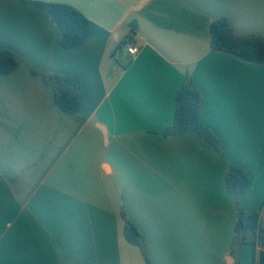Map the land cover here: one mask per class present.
<instances>
[{"label": "crops", "instance_id": "1", "mask_svg": "<svg viewBox=\"0 0 264 264\" xmlns=\"http://www.w3.org/2000/svg\"><path fill=\"white\" fill-rule=\"evenodd\" d=\"M32 2L73 7L88 39L62 48ZM221 18L264 37V0H0V50L19 62L0 75V264H148L126 220L149 264L235 263L228 165L247 173L238 201L264 228V64L211 51ZM50 74L79 80L77 111L55 104ZM186 79L225 161L164 134ZM239 264H264V248L242 246Z\"/></svg>", "mask_w": 264, "mask_h": 264}, {"label": "trees", "instance_id": "2", "mask_svg": "<svg viewBox=\"0 0 264 264\" xmlns=\"http://www.w3.org/2000/svg\"><path fill=\"white\" fill-rule=\"evenodd\" d=\"M42 9L58 35L62 48L72 50L83 45L90 34L88 20L79 11L65 4H45L32 2ZM211 51L226 52L253 64H264V37L243 36L236 37L233 25L229 19L221 18L210 26ZM125 43L122 45V47ZM18 57L8 51L0 50V75H9L18 67ZM34 74H37L33 70ZM49 87L54 91L55 104L65 113L71 114L80 107L81 84L73 76L44 75ZM176 109L173 123L165 131V136L180 137L193 134L200 144L219 155L225 161L220 141L206 128L201 121L202 96L190 79H186L178 89L175 97ZM227 192L236 199L237 222L229 251L234 264H239V252L242 246L252 244L264 248V228L260 226V214L245 212L239 198L249 186L247 173L240 167L228 165L225 178ZM125 220L124 213L121 214ZM126 241L139 248L147 263L144 238L138 230L126 220L124 228Z\"/></svg>", "mask_w": 264, "mask_h": 264}, {"label": "built area", "instance_id": "3", "mask_svg": "<svg viewBox=\"0 0 264 264\" xmlns=\"http://www.w3.org/2000/svg\"><path fill=\"white\" fill-rule=\"evenodd\" d=\"M123 47L130 57L137 55V53L139 52V48L130 43H126Z\"/></svg>", "mask_w": 264, "mask_h": 264}]
</instances>
